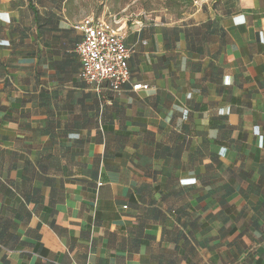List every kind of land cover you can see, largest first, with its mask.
Listing matches in <instances>:
<instances>
[{"label":"crops","instance_id":"1","mask_svg":"<svg viewBox=\"0 0 264 264\" xmlns=\"http://www.w3.org/2000/svg\"><path fill=\"white\" fill-rule=\"evenodd\" d=\"M66 1L0 0V264H264V0L128 28L120 93Z\"/></svg>","mask_w":264,"mask_h":264},{"label":"built area","instance_id":"2","mask_svg":"<svg viewBox=\"0 0 264 264\" xmlns=\"http://www.w3.org/2000/svg\"><path fill=\"white\" fill-rule=\"evenodd\" d=\"M82 34L75 47L81 59L80 78L97 91L105 88L120 93L132 77L129 60L133 50L128 47L121 28L106 19L89 16L74 26ZM133 91L149 90L150 84L135 82Z\"/></svg>","mask_w":264,"mask_h":264},{"label":"rangeland","instance_id":"3","mask_svg":"<svg viewBox=\"0 0 264 264\" xmlns=\"http://www.w3.org/2000/svg\"><path fill=\"white\" fill-rule=\"evenodd\" d=\"M199 0H67V9L84 19L89 16L106 19L123 35L128 28L171 22L185 17ZM209 1V0H208ZM214 1V0H210Z\"/></svg>","mask_w":264,"mask_h":264},{"label":"clouds","instance_id":"4","mask_svg":"<svg viewBox=\"0 0 264 264\" xmlns=\"http://www.w3.org/2000/svg\"><path fill=\"white\" fill-rule=\"evenodd\" d=\"M0 20H3V21H5V22H8L9 21V15L5 12V13H0ZM237 23H241V22H243V20L242 19H240V20H237L236 21ZM0 43H2V44H7L8 43V41H0ZM230 81L226 78L225 79V83L227 84V83H229ZM254 132L256 133V134H259V126H257L255 129H254ZM260 146L261 147H264V138H262V142H261V144H260ZM227 152V148H225V147H221L220 148V155L223 157V155L225 154Z\"/></svg>","mask_w":264,"mask_h":264},{"label":"trees","instance_id":"5","mask_svg":"<svg viewBox=\"0 0 264 264\" xmlns=\"http://www.w3.org/2000/svg\"><path fill=\"white\" fill-rule=\"evenodd\" d=\"M189 1H191V0H189Z\"/></svg>","mask_w":264,"mask_h":264}]
</instances>
